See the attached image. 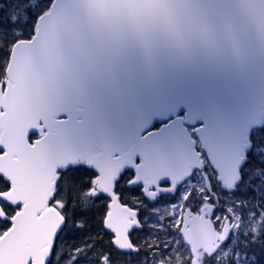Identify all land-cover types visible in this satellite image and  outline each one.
Listing matches in <instances>:
<instances>
[{
	"label": "water",
	"instance_id": "obj_1",
	"mask_svg": "<svg viewBox=\"0 0 264 264\" xmlns=\"http://www.w3.org/2000/svg\"><path fill=\"white\" fill-rule=\"evenodd\" d=\"M6 75L0 176L10 188L0 192V220L1 202L20 210L0 238V264H48L65 224L49 207L58 172L82 164L98 175L90 197L110 199L105 228L115 247L137 253L135 213L114 193L120 176L134 171L128 186L155 202L205 166L181 120L142 134L170 97L212 101L200 144L223 191L239 179L248 129L264 122V0H55L34 37L14 45ZM214 210L183 214L192 264L232 233L230 220L216 229Z\"/></svg>",
	"mask_w": 264,
	"mask_h": 264
},
{
	"label": "snow or ice",
	"instance_id": "obj_2",
	"mask_svg": "<svg viewBox=\"0 0 264 264\" xmlns=\"http://www.w3.org/2000/svg\"><path fill=\"white\" fill-rule=\"evenodd\" d=\"M14 2L18 3L21 11L28 9L27 3L19 2V0ZM3 8L4 0H0V9ZM29 15L33 23L38 18L34 13ZM0 23L7 26L0 27V50L7 53L8 44L14 43L15 39L22 37L24 33L22 29L16 28L15 18L0 16ZM27 23L28 20L25 18V24ZM144 103L151 108L155 102L145 100ZM211 104L212 101L192 93H185L178 98L170 97L167 100V114L153 115L151 123L142 134L162 131L170 122L179 119L183 126L190 130L193 138L198 140L200 130L211 123ZM202 155L207 156V153L202 152ZM239 174L234 188L230 190V193H225L227 199L224 204L232 209V213L229 214L230 219L238 217L240 223L235 232L229 233L228 239L224 241L221 248L226 252L230 249V254L225 257L226 264H264V122L254 124L248 129L244 160L239 168ZM81 215L84 213L75 212L68 219L72 220L75 216ZM253 224L259 225L258 231L249 230ZM72 227L77 226L72 225ZM85 244L91 247L87 253L78 256L73 264H92L93 261L95 264H100L99 257L92 255V251L97 248V245L92 243V238L89 237ZM117 251H120L121 255L125 254L124 250ZM105 252L108 250L100 248L101 254ZM108 255L111 259L110 252ZM215 256L216 254H213V257L209 258L212 264H220ZM66 258H70L68 252H58L54 247L48 264H60ZM128 259L131 264L132 257L129 256ZM112 264H116V261L113 260Z\"/></svg>",
	"mask_w": 264,
	"mask_h": 264
},
{
	"label": "rangeland",
	"instance_id": "obj_3",
	"mask_svg": "<svg viewBox=\"0 0 264 264\" xmlns=\"http://www.w3.org/2000/svg\"><path fill=\"white\" fill-rule=\"evenodd\" d=\"M6 2L10 3V13L9 15L12 18L16 19V28L22 29L24 35L18 39H15V42L21 41L23 39L29 40L32 36H34V27L36 29L37 26V21L38 18L41 16L42 13L48 12L53 0H19V2L22 3H27L28 9L25 11H21L18 3L14 2V0H4ZM29 13H34L38 17L35 19V22H32V17L29 15ZM25 18H27L28 23L25 24ZM31 40V39H30ZM29 40V41H30ZM14 42V43H15ZM14 43H9L8 44V50L11 46V44ZM16 44V43H15ZM14 44V45H15ZM8 53V52H7ZM4 51L2 53V57H0V85L2 84L5 87V84L3 80H5L7 77H5L4 72H3V66H4V61H5V56L6 54ZM8 68V66H7ZM7 71V69H6ZM36 135L37 139L39 136L34 133L30 136L29 141L31 142V137H34ZM200 149L201 153L203 152L201 150V147L198 146ZM202 159L206 162L205 167L203 170L193 174V177L189 180H187L182 186H180L176 192V195H167V196H162L160 200L162 202L169 203L166 208H164V215L167 217L164 218L162 217L161 220H157L158 224V229H155V233H152V235H149V240L151 243H156L159 245H164L163 239L161 237L162 231L164 232L163 225L165 220L172 219L174 222L181 223V218L183 215V212L186 208L193 207V206H198L201 208L203 205L210 203V204H216L217 202V210L216 214L213 215V219L216 220V224L219 228H222L226 222V220H230L232 223V232H235L237 230V227L240 223L238 217H233L230 219V215L232 213V209L227 207L224 204V201L227 199V197L219 190V187L217 186V173L211 168L210 163L208 162L206 156L202 155ZM139 163V161L137 162ZM87 168L86 165H81ZM73 169V168H71ZM88 169V168H87ZM70 170V169H69ZM68 170V171H69ZM89 170V169H88ZM92 171V170H90ZM94 173V172H93ZM60 174V173H59ZM62 177V176H60ZM98 178V175L94 173V178L92 180L91 185H83L82 181H75L71 183L70 185H67L66 188L72 191L74 189V186L76 188H79V192L81 195V201H84V207L90 205L92 206L94 202H88V201H97L99 203L95 204V206L99 205L100 203L102 204L101 201L98 200H103L102 195H99L96 199L90 198L88 196V193H91L95 187L93 186L95 180ZM134 179V173L131 171H127L123 176L122 180L120 182V185L118 189L115 187V192L117 191V195L120 197V200H129V201H141L143 200L142 194H141V188H129L127 185ZM207 181L209 188L207 186ZM219 185V184H218ZM215 194V196L212 195ZM60 204L61 206L67 205L64 198L62 197V191L59 197L56 198V200L53 202L51 207L53 205ZM5 205V212L6 214L9 213V217H12L15 215L17 210H20V207H9L6 204ZM9 207V208H8ZM12 208V210L10 209ZM68 208V207H67ZM69 209V208H68ZM70 210V209H69ZM85 210V209H83ZM92 212V210L90 211ZM8 215V214H7ZM11 223L9 221H0V237L10 228ZM181 226V225H180ZM179 226V227H180ZM163 229V230H162ZM258 231V227L256 225H252L251 228L249 229L251 231ZM92 238V234L86 235L82 238L84 240H87L88 238ZM171 244L173 247V250L177 252L179 261L178 264H185V262L190 263L191 262V256L188 252V250L183 246L181 243V239L179 236L173 237L170 239ZM79 240H71L69 241L68 245L65 247L61 248L59 252H68L70 258H66L60 262V264H73V261L78 257L81 256L82 254L80 253V244ZM66 244V243H65ZM74 246H76L74 248ZM157 250H154L152 252L153 257L156 256H163V250L166 249L164 246L163 247H155ZM87 253V252H85ZM84 253V254H85ZM230 254V249L229 251H224L221 249L215 256V259L220 262V264H226L225 257H227ZM201 264H212V261L209 260L206 263L201 262Z\"/></svg>",
	"mask_w": 264,
	"mask_h": 264
},
{
	"label": "flooded vegetation",
	"instance_id": "obj_4",
	"mask_svg": "<svg viewBox=\"0 0 264 264\" xmlns=\"http://www.w3.org/2000/svg\"><path fill=\"white\" fill-rule=\"evenodd\" d=\"M207 186L209 188L208 181H207ZM163 187H169V184H164ZM141 194H142V188H141ZM212 196H215V194ZM142 197H143V200H141V201H129V200L121 201L120 200V203L122 206L127 207L129 209V211H132L133 213H135V216H136L135 218H136L138 225L140 227V228H137V227L133 228L131 230V232L129 233V240H130L132 246L138 252H142V254L145 256L149 253L151 257H153L152 252L154 250H157L155 247L159 246V248H160V247L164 246L166 248L163 250L164 255L153 257L151 264H160V263L178 264V261H179L178 254H177V252H175L173 250V248H172L173 246L169 243H171V241H170L171 238L179 236L181 239V243L188 250V252L191 256V262L190 263L185 262V264H192L193 258H192V254H191V247L185 243L184 238L181 235V226L180 225H182L183 215L181 218V223H178L177 220H176V222H174L172 219L164 221L165 223L163 225V229H164L165 233H163V231H162V235H161L164 245L151 243L149 240V235H152V233H155V229H158L157 220H161L162 217H164V218L167 217V215L166 216L164 215V208H166V206L169 203L162 202L160 200L161 196L155 202H150L149 200H147L144 197L143 194H142ZM92 202H94L93 205L99 203L97 201H92ZM207 204H209V203H207ZM109 205H110V202H108L106 204V207L104 208V210H102V213H101L100 209L98 208V214L97 215H100V214L104 215L103 216V223H100V221H98L97 229L96 230L93 229V233H92V243L97 245V248L92 251V255L94 257H99L100 264H112L113 260L121 261V259H120L121 256H127V258H128L129 256L134 255L133 252H129V253H125L124 255H121L120 251H117L118 249L114 245V236L106 230L105 219H106V217L109 213V210H110ZM205 205H203L201 208H199L198 206H193V207H189L186 209H190L192 213H194L196 215H200L201 209ZM185 210H184V212H185ZM216 210H217V208L212 213L208 214L207 216H209L213 219V215L216 214ZM184 212H183V214H184ZM134 220L135 219H132L131 221H134ZM213 221H214L217 229L221 230V228H219L217 226L216 220L213 219ZM179 226H180V229H179ZM56 239H57V237H56ZM85 242H86V240H83L80 243V253L82 255L85 252H87L88 249L91 247V245H86ZM54 247L56 248V242L54 244ZM100 248L107 249L108 252L111 253V259L109 258L108 252L101 254ZM138 252H137V254H138ZM209 258L210 257H208L204 252L201 251L199 253V263L200 264L202 261L206 263L207 261L210 260ZM125 263L126 264L128 263V260H126V258H125ZM92 264H95V261H93Z\"/></svg>",
	"mask_w": 264,
	"mask_h": 264
},
{
	"label": "trees",
	"instance_id": "obj_5",
	"mask_svg": "<svg viewBox=\"0 0 264 264\" xmlns=\"http://www.w3.org/2000/svg\"><path fill=\"white\" fill-rule=\"evenodd\" d=\"M9 13H10V3L4 1V8L0 9V16L6 15L9 18H12L9 15ZM0 27H7V26L0 23ZM34 30H36L35 27H34ZM34 34H35V31H34ZM23 40H25V39H23ZM14 44H11V46L8 50V53L5 56V61H4L5 63L3 66V72H4L5 77H6V69H7L9 60H10L11 51H12ZM2 53H3V51L0 50V57L3 56ZM3 82H4V80H3ZM35 140H37L36 135L34 137H31V142H33ZM127 171H129V170H127ZM93 172L94 171H90V169L88 170L84 166L74 167L73 169H70L69 171L67 170L66 172H64L62 174V177L60 178V180L58 182V186L56 189V198L60 196L61 191H62V197L64 198V200L67 204V207L70 209L69 210L65 205H63V207H62V213L65 216L66 224L68 226L67 227L64 226V228L61 230V232L57 236L56 248H57L58 252L61 250V248L68 245L69 241H71V240L78 239L79 242L81 243L84 240V238H82V237L92 234L93 229L94 230L97 229L98 221H100V223H103V216L104 215H101V214L97 215L98 214V208L100 209V211L102 213V210H104V208L106 207V204L108 202H110L109 198L104 196V197H102L103 200H98V201H101L102 204L100 203L97 206L88 205V206L84 207V204H83L84 201L80 200L81 199V195L79 192L80 189L76 188V186H74V189L72 191H70L69 189L66 188L67 185H70L71 183H73L75 181H82L83 185H86V186L91 185L92 180L94 178V173H95V172L94 173ZM122 176H121L119 182H117V184H116V189H118V187L120 185V182L122 180ZM93 186H94V184H93ZM217 186L219 187V190L221 191L220 186L218 184H217ZM9 188H10L9 183L6 182V180L0 176V192L8 191ZM222 193L225 195L224 192H222ZM115 194L117 195V191L115 192ZM121 201H123V200H121ZM88 202H92V201H88ZM3 208L5 210V205H3ZM10 209L12 210V208H10ZM83 209H85V210H83ZM91 210H92V212H90ZM75 212H82V213H84V215L75 216L74 219L69 220L68 217L72 216L73 213H75ZM7 214H8L7 220H5V221L10 222L9 219L11 217H9V213H7ZM0 221H2V220H0ZM72 225H76L77 227L74 228V227H72ZM253 225H256L259 229L258 224H253ZM77 229H79V230H77ZM179 229H180V227H179ZM251 231H253V230L251 229ZM131 257H132L131 264H151V262L153 260V257H151L149 253L145 256L142 254V252H138V254L134 253V255H132ZM125 258H126V260H128L127 264H130L127 256H121L120 259L122 262L116 261V264H126Z\"/></svg>",
	"mask_w": 264,
	"mask_h": 264
}]
</instances>
